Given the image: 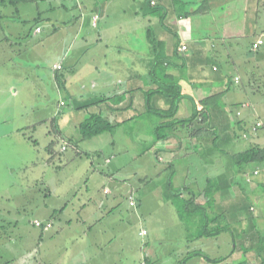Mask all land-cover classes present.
I'll return each mask as SVG.
<instances>
[{
  "label": "crops",
  "instance_id": "1",
  "mask_svg": "<svg viewBox=\"0 0 264 264\" xmlns=\"http://www.w3.org/2000/svg\"><path fill=\"white\" fill-rule=\"evenodd\" d=\"M36 1H41L39 6ZM136 1L135 5L131 4L129 7L128 4L124 6L120 0H7L10 7L22 5L25 7L24 13L22 12L25 19L19 18L21 22L36 18L37 23L30 32L14 31L18 19L13 18V11H9L10 14L0 15V21L2 17H5L4 20L9 27L8 37L5 38L3 34L6 41H0V45H3L2 48L0 46V55L4 57L2 64L11 63V67L14 68H20V65L25 67L21 58L13 57L16 54L21 56L23 52L22 57L25 63L37 64L41 67V59L47 54L46 62L51 65V71L48 70L47 74L51 81V88L58 91L59 96L68 95L72 107L76 109V112L82 113L84 120L90 114L99 113L109 122L118 125L120 120L129 118L127 114H123L127 108L130 109L137 104L142 109H147L146 90H154L165 80L175 81L179 87L182 83H191L194 75L184 73V68H195V63L198 61L206 62L212 56L218 55L221 48L227 49V43L230 46L229 49L237 46V42L231 44V41H227L228 36L216 39L219 42L216 45L214 41L209 43L205 38L189 40L188 37L179 35L180 29L183 30L184 27L183 21L189 15L177 11L176 7H179L181 3L195 9L205 3V0H153V4L150 3L151 0ZM30 3L38 10L28 13L30 11L28 7L32 8ZM260 5L264 7V0L260 1ZM115 6H117L116 9ZM155 7L159 10L154 9ZM189 12L192 13L190 10ZM95 15H98V18L93 24ZM114 16H118V21H114ZM141 16L148 22V26L143 24V30L149 42L145 48L147 51L143 52L133 41L132 32L133 27L138 26ZM170 18L177 20L175 25L172 24L173 28L169 24ZM189 21L187 19V24ZM151 25L154 31L149 28ZM71 30L72 35H70ZM172 31H174L176 42L173 49L167 53L172 59H164V68L157 74V62L150 57V50L164 45V39H167L168 33ZM58 32L62 37L72 41V47L63 48L66 38L62 40L64 43H61V49L56 46ZM151 34L155 36L153 40L148 39L152 36ZM111 36L117 41H111L109 39ZM257 36L258 33L247 42L248 50H252L251 43ZM259 36L264 39V32ZM77 38L80 39L78 44H76ZM182 44L186 45L185 50L180 49ZM14 47H17V50ZM262 47L264 43L255 51H259ZM37 51L41 52L42 56L37 57ZM111 52L121 60H116L117 62L111 60L109 64L107 59ZM125 55L132 58L123 60ZM197 55L199 59L195 63L192 62L193 56ZM55 63L61 64V69H53ZM209 64L212 69L211 62ZM14 75L17 76V74ZM30 75L34 81L42 83L43 79L38 72L26 73L25 78H30ZM75 75L79 78L78 86L74 81ZM200 77L215 79L212 74L200 75ZM58 78L61 82L63 81L62 86L58 84L60 82ZM211 85L210 88L217 86L218 81ZM30 86V82L22 87L10 84L7 86L6 94L13 101L22 93L25 96L26 93H33L34 90H30ZM25 87L30 91H23ZM109 87H114L111 95L107 94ZM76 88L81 91L78 92ZM8 90L11 91L8 92ZM136 90H139L136 93L138 97H133ZM199 92H205V90L200 89ZM40 94H46L45 90ZM122 94H124L123 97L127 95L132 98V101L125 106L120 104L113 106L109 104L112 102L104 100V97ZM153 96L156 106L165 108L168 105V100L157 93ZM148 98L150 102V97ZM61 102L64 103L63 106L67 103L64 100ZM93 108L96 111H91ZM51 113L48 111V114L41 116L39 121H47ZM32 123L33 121L27 122L29 125ZM80 123L81 120H78L75 125ZM34 125L35 123L31 126ZM170 136L172 138L168 140L173 139V135ZM68 139L75 140L78 145L85 140L82 139L81 133L76 134V132L70 133ZM110 144L111 149L115 150L114 140ZM180 145L181 141L168 145L160 143L157 150L168 148L172 156H175L182 151ZM157 150L154 153V159L151 156L149 168L132 164L133 161L132 163L124 162L120 158L116 160L118 155L113 158L103 156L102 163L96 161L92 154L91 162H88L89 165L86 162L85 166L87 165L88 168L82 174V176L86 175L83 180L84 194H76L78 186H75L67 194L58 198L60 200L56 203L54 201L52 204H47L42 220L45 221L44 223L50 222L51 226L46 230L41 228L35 243L25 246L15 259H20V264H235L236 262L238 264L243 261L260 264L263 262L264 232L262 231L264 229L259 223L260 218L254 213L256 226L253 227L250 218L253 206L252 201L249 200L253 192H256L259 197L262 196L263 193L259 191V187H264V178L259 177L256 181H248L246 175L253 168L245 174L237 175L233 161L225 160L223 166L220 158H213L211 154L206 163H209L208 167L215 168V175L206 176L201 189L192 191L181 180L175 183L176 189L172 183V177L175 175L172 172L179 167V164L172 163V159L176 157L164 164L162 155ZM95 151L102 154L101 149H95ZM220 165L221 170L218 169ZM171 169L172 176L168 172ZM183 169L187 170V164H183ZM195 193L203 198V203L212 201L222 224L211 232L203 229L202 235L197 234L195 238H192L182 218L183 210L174 206V200L184 199L186 196L195 199ZM131 194L136 198L135 206H131L128 202V196ZM208 195L212 196L211 201H208L210 198ZM147 200L151 201V205L148 204L144 210V202ZM246 204H249V209L251 208L248 213L245 210ZM202 210H204L203 207ZM133 222L137 224L147 222L146 224L150 227L148 229L141 227L136 239H124L127 236L131 237V233L128 229L125 232L119 229H125L124 224L130 226ZM154 229L159 232L158 235L151 233ZM142 230L146 233L142 234ZM144 236H147L146 240ZM139 237H141L140 242ZM240 244H242L244 258L245 255L248 257L246 259L240 257L237 261L234 252ZM11 260L4 264H13Z\"/></svg>",
  "mask_w": 264,
  "mask_h": 264
},
{
  "label": "rangeland",
  "instance_id": "2",
  "mask_svg": "<svg viewBox=\"0 0 264 264\" xmlns=\"http://www.w3.org/2000/svg\"><path fill=\"white\" fill-rule=\"evenodd\" d=\"M260 1L263 0H205V3L195 9L179 3L176 10L189 15L183 21V30L180 29L179 35L181 37H188L189 40L205 38L209 43L214 41L217 45L219 42L216 39L221 36H228L227 41H231V44L237 42L238 47L229 49L230 46L227 43V49L219 48L221 55L218 57L210 58L203 64L198 61L195 63V68L187 67L183 69L186 74L193 73L194 78L191 83H182L179 88V91L185 93L186 97L179 101V109L175 113V118L173 116L163 117L160 114L144 110L135 104L123 113L124 115L127 114L129 118L123 121L120 120L112 131L92 136L81 141L79 145L75 140L68 139V136L74 132L76 134L81 133L79 124L75 125V122L78 120L82 122L84 117L80 111L76 112V109L72 107L68 95L59 96L58 91L51 88V81L47 76L48 72L51 71V65L46 62L48 55H43L42 65L38 67L37 64L25 63L22 57L23 52L21 56L16 54L13 57L15 59L21 58L22 63L25 64V67L20 65V68L11 67V63L2 64L4 57L0 55V264H4L10 259H12L13 264H20V259L15 258L25 246H29L31 243L34 244L38 239L42 229L36 226L34 221L45 222L42 219L47 204H52L54 201L56 203L57 200H60L58 198H61L63 194H67L75 186H78L76 190L78 193L76 194H84L83 180L86 175L82 176V174L88 168L85 164L91 162L92 154H94L96 161L102 163L103 156L104 158L106 156L113 158L118 155V158H115L116 160L120 158L124 162L132 163L133 161L132 164L148 167L151 165V156L154 159V153L160 143L168 145L175 141H181L180 149L182 151L180 154L172 156L171 152L167 150L168 148L157 151L162 155L164 164H167L166 162H169L171 158L176 157L172 159V163L179 164L178 170L172 172L171 169L168 171L171 176L170 172L175 174L172 177L173 186L177 189L175 183L181 180L188 189L195 191L204 186L203 180L206 176L215 175V168L208 167L209 163H206L211 154L213 158H220L221 164L223 163L224 166L225 160L229 159L228 154L232 155L249 146L264 147V47L260 48L259 51H250L247 48V42L252 36L255 37L256 33L259 36L260 33L264 32V7L260 5ZM36 2L38 6L41 3V1ZM120 2L124 6L128 4L131 7V4L135 5L137 1L120 0ZM24 8L23 5L10 7L7 0H3V3L0 0V15L10 14L9 11H13V18L18 19L14 31L23 32L27 30L30 32L34 28V24L37 23L36 18H29L21 22L19 18L23 17L25 19L22 16ZM28 8L30 10L28 13L32 10L33 12L38 10L34 5H32V8ZM116 8L117 6H115ZM132 8L135 7L132 6ZM78 14L77 12L76 15L78 16ZM4 18L2 17L0 21V41H6L5 38L9 35L7 31L9 27ZM113 19L115 22L118 21V16H114ZM187 19L190 20L189 24H187ZM175 22H177L176 19H169L172 28V24L175 25ZM143 24L148 26L147 20L141 16L138 26H134L132 29L133 41L142 52L147 51L145 48L149 43L143 30ZM177 27L180 28V26ZM149 28L154 31L152 25ZM63 30L65 31V29ZM171 33H168L167 39H164V45L156 46L154 50H150V57L157 62V74L161 73L164 68L163 60L172 59L167 54L170 49H173L176 42L174 31ZM3 34L5 38H3ZM72 34L71 30L70 35ZM151 35L148 39L153 40L155 36ZM112 36L109 39L117 41ZM258 36L255 39L261 38ZM63 38L67 40V37H62L58 32L56 46L59 49L62 48L61 43H64ZM155 39L157 41V38ZM261 39L264 41L263 38ZM79 42L80 39L77 38L76 44ZM72 45V41L67 40L63 48H70ZM0 46L3 47V45ZM14 48L17 50V47ZM37 54V57L42 56L41 52L37 51ZM131 58L132 56L125 55L123 60ZM111 60L119 61L121 58H116L115 54L111 52L107 59L109 64H111ZM210 61H214L218 65V72L211 71ZM35 72L41 75L42 83L34 81L31 78L32 75H30V78H25L26 73ZM9 74H11V77H9ZM14 74H17V76ZM50 74L53 76V72ZM207 74L214 76L220 74L230 77V84L225 91V95L217 99L216 103L208 105V108L206 107L204 114L207 115L208 121L200 123L197 120H191L192 122L188 123L185 120L181 124H174L176 119H188L192 116L194 105L190 96L198 101L213 93L210 87L216 81L209 77H200V75ZM234 76H238V82L234 81ZM74 77L76 86H78L79 78H77V75ZM27 82H30V90H34V92L26 93V96L22 93L12 101L6 94L7 86L12 84L16 87H22ZM170 82L165 80L167 84ZM62 83L63 81L58 82L60 86H62ZM42 84L43 86H41ZM222 84L225 83H218L217 86H222ZM113 88H107L108 95L113 93ZM200 89H204L205 92H199ZM30 90L26 87L23 89V91L28 92ZM43 90L46 94H40ZM77 90L78 92L81 91L79 88ZM10 91L8 90V92ZM137 91L139 90H136L135 94ZM135 94L133 97H138V94ZM123 95L104 97V100L112 102L109 104L113 106H118V104L125 106V104L132 101V98L127 95L123 97ZM153 98L154 96L151 95L150 105L156 106ZM63 100L67 101L64 106L60 104ZM48 111L52 112L51 117L47 121H39V118L47 115ZM91 111L96 110L93 108ZM238 111L240 114H237ZM121 115L122 113L120 117ZM258 120L261 121L260 127L256 131H251V126ZM28 121H33L32 124L35 123V125L27 124ZM236 122L239 126L235 124ZM193 128H199L195 136L189 134V129ZM170 135H173L172 140H168L172 138ZM228 136L229 140H227ZM112 140L115 142V150L110 147ZM62 145L65 146L66 150L61 149ZM95 149H101L102 154H98ZM183 164H187V170L183 169ZM256 167H253V164L248 165L244 170H236V174H245L246 171ZM218 169H222L221 165ZM263 172L261 170L259 176L250 177V180L256 181L259 177L264 178ZM259 191L264 194V187H259ZM263 194L259 197L256 192H253L249 201H252V211L260 218L259 223L264 229ZM194 196L195 199L186 196L184 199L174 200V206L183 210L182 218L192 238H195L197 234L202 235L203 229L211 232L222 224L221 219L218 218L219 213L212 205V196L208 195L210 197L208 201L211 202L207 203H203L204 200L199 197L198 193H195ZM148 204L151 205V201L144 202V210ZM202 207L204 210H202ZM141 223L133 222L130 226L124 224L125 229H119V231L125 232L128 229L131 237L127 236L124 239H136L137 232L141 227L145 229L150 227L146 224L147 222ZM152 232L159 234L155 229L151 230ZM3 235H5L4 238ZM210 235L215 234L210 233ZM144 239L146 240L147 236H144ZM241 245H237L234 252L237 261L240 260V257L241 259L248 257L245 255L244 258Z\"/></svg>",
  "mask_w": 264,
  "mask_h": 264
},
{
  "label": "trees",
  "instance_id": "3",
  "mask_svg": "<svg viewBox=\"0 0 264 264\" xmlns=\"http://www.w3.org/2000/svg\"><path fill=\"white\" fill-rule=\"evenodd\" d=\"M154 9H158V8L155 7ZM219 55H221V53H219L218 55H214V57L212 56V58L218 57ZM196 58L199 59L198 55L195 57L193 56L192 62L195 63L198 60ZM210 62L212 64L211 65L212 69L210 68L211 71L215 73L218 72L219 71L218 65L214 61H210ZM202 63L203 62H201V64ZM213 78H215L213 79V81L214 80L218 81L219 84L224 82L225 84H222V86L219 85V86H215L211 88L213 93L209 94V96L201 98L198 101L192 99V97L190 96V99L193 101V105H194L192 116L189 117L188 119H180V118L176 119L174 121V124H181L185 120H187L188 123L192 122L193 120H197L200 123H204L205 121H208L207 115L204 114L206 107L208 105L210 106L216 103L217 99H220V97L224 96L225 91L228 89L229 84H230V79H229L230 77H227V76L225 77L220 74H217L215 76L213 75ZM179 88L180 87L177 85V82H170L168 84L164 82V83H160L159 85H157L154 90L152 89L146 90L145 91V94H146L145 104L147 108L146 110L160 114L163 117L173 116L174 118V115L178 109L179 101L183 99L184 97H186V94L181 93L179 91ZM154 93H157L161 97L168 100V105L165 108H162L159 106L157 107V106L149 104L150 102H149L148 97H150ZM124 108H127V107H124ZM235 124L239 126L238 122H236ZM115 125L116 123L109 122L101 114L93 113V114H90V116L87 119H85L79 124V128H80L82 139H86V138H90L92 136L101 134L106 131H112ZM198 129L196 128L191 129L190 130L191 136L197 135ZM228 156H229V159L233 161V163L235 164L237 171H241L242 169L244 170L248 165H252V164L253 166H258V165L263 166L264 165V147H260L258 145L249 146L248 148L238 151L232 155L228 154ZM245 210H247V212L251 210V208L249 209V204H246ZM250 218L252 219L253 227L256 226L255 216L253 215L252 211H250ZM261 263L263 264V262ZM238 264H254V263L243 261Z\"/></svg>",
  "mask_w": 264,
  "mask_h": 264
},
{
  "label": "built area",
  "instance_id": "4",
  "mask_svg": "<svg viewBox=\"0 0 264 264\" xmlns=\"http://www.w3.org/2000/svg\"><path fill=\"white\" fill-rule=\"evenodd\" d=\"M151 4L154 3L153 0L150 1ZM98 18V15H95L94 18H93V24L96 23V20ZM264 43V41L261 39V38H258V39H255L252 43H251V49L252 50H257L262 44ZM180 49L181 50H185L186 49V45L185 44H182L180 46ZM53 69H61V64L59 63H55L53 64ZM234 81L235 82H238V76H235L234 77ZM60 104H64L63 102H60ZM237 114H240L239 111L237 112ZM261 125V121L258 120V121H255L254 124L251 126V131H256ZM245 137V136H244ZM62 149H65V146L62 147ZM263 170L264 171V165L263 166H257L256 168H254L250 173H248L246 175L247 177V180L249 181L250 180V177L252 176H255V175H259L260 174V171ZM128 202L131 206H135L136 205V198L134 197L133 194L129 195L128 196ZM34 224L38 227H41L42 229L46 230L48 229L50 226H51V223L50 222H42V221H38V220H35L34 221ZM142 234H145L146 231L145 230H142L141 231Z\"/></svg>",
  "mask_w": 264,
  "mask_h": 264
}]
</instances>
